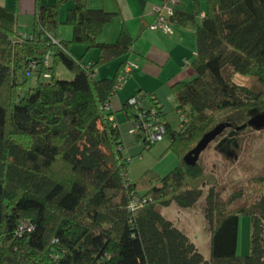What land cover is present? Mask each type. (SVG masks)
I'll use <instances>...</instances> for the list:
<instances>
[{
    "label": "trees",
    "instance_id": "16d2710c",
    "mask_svg": "<svg viewBox=\"0 0 264 264\" xmlns=\"http://www.w3.org/2000/svg\"><path fill=\"white\" fill-rule=\"evenodd\" d=\"M73 1L62 21L66 0H37L27 33L17 12L0 6V264H264V177L254 182L253 199L232 209L243 192L224 198L215 185L205 194L192 186L205 177L203 165L187 160L219 125L225 126L220 136L240 135L264 112V90L235 79H255L264 88V0H193V13L176 10L175 22L194 30L197 44L195 77L171 86L187 122L175 131L158 110L179 164L166 176L148 171L137 183L109 113L129 60L114 78L96 77L99 67L130 55L134 39L123 26L115 43L100 42L118 13ZM63 26L72 28L70 40L60 37ZM74 45L97 50L98 61L84 65ZM58 64L73 73L71 80L57 76ZM32 73L37 84L19 100ZM150 111L139 102L124 106L148 148L155 145L145 139ZM203 198L209 260L159 210L173 203L191 209ZM242 215L252 220L246 257L238 255Z\"/></svg>",
    "mask_w": 264,
    "mask_h": 264
},
{
    "label": "rangeland",
    "instance_id": "374dc122",
    "mask_svg": "<svg viewBox=\"0 0 264 264\" xmlns=\"http://www.w3.org/2000/svg\"><path fill=\"white\" fill-rule=\"evenodd\" d=\"M48 0H43V3H48ZM91 7H112L115 4L114 0H88ZM55 0H51L54 4ZM88 4V5H89ZM74 7L73 0H66L61 6V13L66 17L68 11ZM90 8V7H89ZM115 21L108 25L106 31V40L111 37V30L113 29ZM64 27V28H63ZM61 27V34L65 40L68 39V30L72 31L69 26ZM102 38V37H101ZM100 38V42L102 39ZM117 38V37H116ZM114 38V39H116ZM116 41V40H115ZM81 47V45H74L73 47ZM85 50L86 47H85ZM97 54L95 62L98 61V51L91 50ZM89 53V52H88ZM91 56H85L83 63L89 65ZM108 65V64H107ZM103 65L99 68H102ZM56 73L60 79L71 80L73 73L69 71L62 64L56 66ZM38 75L32 73L28 77V85L24 86L20 91L19 100H22L29 90L36 86ZM238 83L254 89L255 91L264 90V88L257 83L255 79L235 77ZM145 94L144 99L150 104L143 105L139 97H135L145 109L151 108V102ZM167 120L172 126V129L179 131L181 129V120L187 122V118L176 111V106L168 108L166 111ZM121 114V112L117 113ZM116 114V115H117ZM123 114V113H122ZM124 116V114H123ZM126 118H123L124 124L122 129L124 151L123 154L129 160V178L132 182L137 183L141 180L144 174L152 171L158 175H168L179 164V160L175 154L168 150L170 140L165 137L162 141L157 142L152 147L148 148L143 141L139 140L135 131V125L131 123V127L125 126ZM121 127V126H120ZM236 140V141H234ZM205 169V177L197 182H192V186H200L205 194L212 187L217 185L218 189L223 192V197L227 198L234 192H243V198L232 206V209L243 206L246 200L253 199L254 190L256 186L254 182L256 179L264 177V128L257 130L250 128L240 135L226 134L216 138L209 146L201 153L199 158ZM257 187V186H256ZM204 198L194 208L182 209L176 203L169 207H160L161 214L170 220L175 227L188 235L194 244H196L200 253L209 260L211 257V236L208 231V226L205 221L203 213ZM251 237H252V220L250 216L242 215L240 218V232H239V246L238 255L246 257L251 253Z\"/></svg>",
    "mask_w": 264,
    "mask_h": 264
},
{
    "label": "crops",
    "instance_id": "0c3cea01",
    "mask_svg": "<svg viewBox=\"0 0 264 264\" xmlns=\"http://www.w3.org/2000/svg\"><path fill=\"white\" fill-rule=\"evenodd\" d=\"M39 1L42 5L51 4V0H48V3L45 4L43 0ZM114 1V6L109 8L106 5L98 8L91 7V4L88 3L89 1L87 2L90 9H103L108 12L118 13V16L113 20L115 24L108 40L105 39V33L109 24L105 26L101 36L102 43H115L123 26L128 28L131 37L134 39V46L130 55L126 58L113 60L107 66L98 68L96 71L98 79H111L117 75L121 63L125 60H129L130 63L137 66V68L132 70L126 83L112 100L109 113L112 114L119 129H122V125L120 127L119 124L123 122L124 117L127 121L125 126L130 128L133 122L126 117L124 106L130 99L139 97L143 105L149 107L150 104L145 100L146 98L144 99L145 94H148L147 97L149 99L151 97L156 98L166 117V122H168L167 113L164 111L171 108L172 104L177 108L171 86L176 82H189L196 75L192 66L197 54L196 33L194 30L178 23L174 26L175 34L172 37L152 31L150 24L154 21V16L151 15V11L152 7L157 4V0ZM36 3L37 0H0L1 7L17 12L20 29L23 33L32 30ZM176 10L193 13V0H178ZM60 17L62 21H65L67 15L63 17L60 12ZM61 33L60 30V37L64 39ZM67 36V40H70L72 31L68 30ZM72 50L78 57L91 56L92 59L89 61V65L95 63L97 54L88 53L85 47H72ZM185 61L189 62L188 66L184 64ZM118 112H121V114H117ZM178 114L180 113L178 112Z\"/></svg>",
    "mask_w": 264,
    "mask_h": 264
},
{
    "label": "built area",
    "instance_id": "2783aa9c",
    "mask_svg": "<svg viewBox=\"0 0 264 264\" xmlns=\"http://www.w3.org/2000/svg\"><path fill=\"white\" fill-rule=\"evenodd\" d=\"M178 0H157V4L152 7L151 15L154 16V21L150 24V29L154 32H158L165 36L172 37L175 34L174 26L176 24L174 18L176 14V4ZM204 14L201 15L203 17ZM48 64V59L46 60ZM185 65H189V62L185 61ZM137 66L133 63L128 62L117 80L115 87L116 91H119L124 84L126 83L130 73ZM49 77V75H46ZM150 100H153L155 107H151V114L149 116V123L145 125L147 129L145 139L150 144H156L159 141H162L166 137V127L165 123L158 115V110L160 109L159 103L156 101L155 97H151ZM131 105H137L138 101L136 98L129 100ZM135 131L139 133V125H135ZM137 202L131 204L130 208L134 210L136 208Z\"/></svg>",
    "mask_w": 264,
    "mask_h": 264
},
{
    "label": "water",
    "instance_id": "95a60500",
    "mask_svg": "<svg viewBox=\"0 0 264 264\" xmlns=\"http://www.w3.org/2000/svg\"><path fill=\"white\" fill-rule=\"evenodd\" d=\"M249 125L257 130L263 129L264 112L254 115L252 120L249 122ZM224 129V125H219L213 131L206 134L204 138L199 142L197 147L187 155V160L192 164H196L199 161L201 153L209 146L212 141H214L223 133Z\"/></svg>",
    "mask_w": 264,
    "mask_h": 264
}]
</instances>
